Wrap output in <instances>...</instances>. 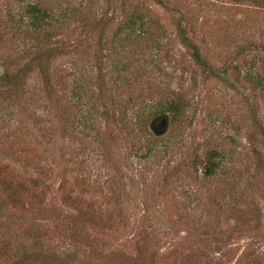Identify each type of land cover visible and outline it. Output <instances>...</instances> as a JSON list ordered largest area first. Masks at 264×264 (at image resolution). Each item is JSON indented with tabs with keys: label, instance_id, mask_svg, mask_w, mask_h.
<instances>
[{
	"label": "rangeland",
	"instance_id": "1",
	"mask_svg": "<svg viewBox=\"0 0 264 264\" xmlns=\"http://www.w3.org/2000/svg\"><path fill=\"white\" fill-rule=\"evenodd\" d=\"M263 75L264 0H0V264H264Z\"/></svg>",
	"mask_w": 264,
	"mask_h": 264
},
{
	"label": "trees",
	"instance_id": "2",
	"mask_svg": "<svg viewBox=\"0 0 264 264\" xmlns=\"http://www.w3.org/2000/svg\"><path fill=\"white\" fill-rule=\"evenodd\" d=\"M52 16H55V15H52L51 12H49L46 8L40 7V5L37 3L27 4L23 8L22 13L20 14V17L25 20V23L27 24V26H30V28L32 29L31 31H34V32L36 31L35 33H37V34H40L41 30H43L45 28V25H47L50 22V19L52 18ZM137 18H138V16H136L134 11L128 12V14L126 16V20L130 24H134L135 20ZM137 32L139 33V35H142L145 33V29L140 28L137 30ZM32 37H33V35H32ZM185 44H186V46H188L191 49L192 56L196 60H200L199 55L197 53V50L194 48V46L187 40H185ZM256 82L259 84V86L263 85L264 84V75L259 80H256ZM179 105H180L179 102L171 101L165 106H159L160 109L155 107L156 114L161 115V114H165L167 112L170 115L175 116L179 113V110H180ZM150 122H149V125H150ZM152 129L156 131V134L159 133V130H156L154 128H152ZM211 165L212 166H207L206 170H204L203 173L205 176L213 173L214 164H211Z\"/></svg>",
	"mask_w": 264,
	"mask_h": 264
}]
</instances>
